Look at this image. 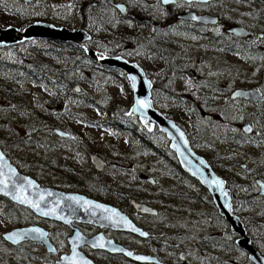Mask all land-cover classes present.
Here are the masks:
<instances>
[{
  "label": "rangeland",
  "instance_id": "obj_1",
  "mask_svg": "<svg viewBox=\"0 0 264 264\" xmlns=\"http://www.w3.org/2000/svg\"><path fill=\"white\" fill-rule=\"evenodd\" d=\"M123 1L129 3L130 7H135L142 2V0ZM143 3L152 6L154 17L149 15L146 16L147 18L152 17L156 22L162 21L163 13L155 8V1L150 3L143 0ZM82 4L80 0H35L30 4L21 0H0V26L4 28L14 26L22 29L31 22L45 21L56 26L74 29L81 28L84 21L90 27L87 31L91 38L87 43L97 51L98 55L104 52L105 46L101 43L103 39L113 38L116 34L120 35L122 42L118 44V47L126 51L125 57L130 60L139 58L140 65L146 70L153 83H156V87L152 90L154 106L163 114L169 113V117L185 131L190 142L196 143L195 148L202 149L208 160L212 159L218 164L217 169L220 174L230 171L231 176L240 181L245 176L264 175L262 161L264 159V107L243 100L232 103L229 99L228 91L234 87L233 82L241 86L255 85L263 80L252 75L249 62L244 57L238 53L223 54L218 60L227 59L230 69L226 67V70L222 72H210L208 68L210 64L207 65L199 56L202 54L206 58L211 54V50H201L199 47L204 39L200 41L194 36L184 35L177 30L166 31L168 40L164 43L154 41L155 48H160V51L165 50V57L163 54L155 53L146 57L143 54L144 49L135 50L134 48L133 38L139 26L132 19L120 20L114 13H110L105 22L100 18L98 10H90V8L81 10ZM104 25L111 31L110 34L104 33L107 30L103 27ZM47 45L44 41L23 40L0 47V60H12L22 55L39 57L47 64L58 66V58L51 55L52 50H45ZM57 48L59 50L60 45ZM60 51L72 59V62L63 63L60 66L68 72L67 75L73 84L80 86L81 95L69 94L66 97L61 91L44 89L42 85L32 81L11 84L22 99V106H16L0 93V147L22 173L32 176L42 185L65 191H79L73 185L64 184L81 182L82 180H79L77 176L79 173L85 174L83 176L88 179L90 175H93L90 180L93 184L89 187V195L115 206H119L117 193H120V189L117 188V183L136 186L137 192L148 197L150 203L158 204L161 212L154 218L135 216L130 212L131 217L151 233H163L166 237L160 238L159 242L169 245L170 249L167 248L169 251H173L176 247L179 251L180 246L187 248L191 253L188 264H197V241L189 235L198 232L194 220L195 214H192L191 219L185 220L184 216L189 212L181 211L180 205L190 204L192 208L194 204H197L195 206L203 205L211 210L210 206L193 199L184 201L179 197L159 194V190L140 178L142 175L157 176L164 190H167L170 184L168 175L162 169L166 166L163 165V159L159 154L154 151L136 153L132 150V145L137 143V140L130 134L104 128L95 123L107 118V110L111 106L121 107L127 115L130 113L133 98L128 80L125 77V81L121 77L123 74L118 71L108 72L105 67L96 65L90 59H84L83 62L75 64V58L80 56L76 50L66 48ZM138 52L140 54H137ZM162 57L170 60L167 62L166 77L161 76ZM171 65L182 67L185 72L171 71ZM67 66L74 69L67 70ZM88 70L95 73L97 77L95 82L87 79L86 71ZM0 82H7V80L0 78ZM166 86H170L174 96L167 94ZM59 99L63 100V109L55 113L51 112L50 108L55 107ZM33 113L45 114L57 127L71 132L75 137L87 140L91 147L106 159V168L102 172H96L74 143L58 137L52 129L39 136H29L27 118ZM128 116L130 119L136 118L132 114ZM244 116L252 120L257 137L249 139L242 133ZM227 119L231 120L227 121ZM225 122L231 126H227ZM156 131L157 129L154 130L152 138L157 141L159 138L163 139L164 136L157 134ZM243 165H246L248 169H244ZM255 166L259 169L257 173L249 171V168ZM59 184L63 185L59 186ZM186 184L192 187L186 191L188 194L202 193L205 198L204 187L197 186L188 179ZM180 192L183 191L180 189ZM164 200H170L173 204L159 206L164 203ZM259 200L264 203V199ZM252 212L255 213V210ZM249 215L246 211L243 216ZM30 222L51 231V240L58 249L57 254L46 252L44 246L38 242L29 241L14 246L2 238L3 232L23 224H30ZM217 226L216 232H226L225 225L220 221ZM82 230L85 231V229ZM69 231L61 223L42 219L27 208L16 206L7 198L0 196V264H57L56 259L59 258V254L68 252L67 243L63 238ZM121 237L127 243L136 244L135 237L131 235H121ZM254 239L256 241V238ZM256 242L264 252V244ZM86 254L101 264L106 263L104 259L107 258L101 252ZM108 260L111 264H125L115 257H109ZM236 262L246 263L241 257H237Z\"/></svg>",
  "mask_w": 264,
  "mask_h": 264
},
{
  "label": "flooded vegetation",
  "instance_id": "obj_2",
  "mask_svg": "<svg viewBox=\"0 0 264 264\" xmlns=\"http://www.w3.org/2000/svg\"><path fill=\"white\" fill-rule=\"evenodd\" d=\"M34 1L32 2L23 1V2L30 4V3H33ZM114 1L124 3L128 9V15H124L117 7H115L109 2L104 3L102 2V0H80V2L83 3L80 9L86 10L90 8V10H98L99 15H101L100 18L102 19V21H105V22H107L106 17L110 13H114V15H116L117 18L120 20L121 19H132V21H134L135 24L139 26V30L136 32L133 38V45L135 46L134 48L135 50L137 49L139 50L140 48L144 49L145 53L143 54L146 55V57H148V55H150L151 53L152 54L155 53L157 55L163 54V56L165 57V50L160 51V48H155L154 41L155 42L158 41L162 43L167 41L168 36H167L166 31H170V30H177L184 35L194 36L196 39L200 41L201 40L203 41L204 39V42L200 44L199 47L201 50H207V51L211 50V54L206 58H204L202 54H200L199 56L201 60L205 62L207 65L210 64V66H208V68L210 69V72H222L226 70V67L230 69V66L227 65L228 60L221 59L219 61L218 60L219 56L223 54H228V53L240 54L242 57H244L249 62L250 72H252V75H256L258 78H262L263 80L260 81L259 83H256L255 85H241V86L237 84L235 85V83L233 82L234 87H232V89H229L228 91L230 93L229 94V99L231 100L230 102L235 103V101L243 100L250 104H255L259 107H264V0H191V1L176 0L175 2L170 3L168 5L162 4L160 0H147L150 3L155 1L156 2L154 5L155 8H158L159 11L163 13L162 15L163 18L161 19L162 21H159V22H156L152 17L150 18L146 17L149 15H152L154 17V15L152 12L153 10H151L152 6L146 3L144 4L143 0L142 2L138 3V5L135 7H130L129 3L123 0H114ZM189 12H193L198 16L208 15L210 17L208 18L210 21L215 17L217 18V22L204 24L194 19H187L186 17H181V18L178 17V15H184ZM103 27L105 28V25ZM234 27H240L246 33L237 35L231 31V29ZM74 29H84L88 33V36H89L86 41L87 42L90 41L91 36L89 32L87 31L90 29V27L87 25L86 22L84 21L82 22L81 28H74ZM105 29H107V27ZM107 30L104 31V33L110 34L111 31H109V29ZM31 41H44L46 42V44L49 45V46L47 45V48L45 50L48 51L50 49L54 52L58 50L57 48L58 45L62 44L56 41H48V40H43V39H34ZM121 42H122L121 36L118 34L114 35L113 38L106 37L105 39H103V42L101 41V43H103L105 47H104L103 54L99 56H121L125 58L126 60H128L129 62H134L138 64L144 70L146 76L149 78V75L146 72V70L140 65L139 58H136V60H130L127 57H125L124 54L126 51H123L118 47V44ZM107 44H110V45H107ZM137 54H140V52H138ZM164 57H162V63H163V67L161 68L162 77H166L165 74H166V71L168 70V63H167L168 60ZM102 67H105L108 72L117 70L119 73L125 75L119 69L108 67L106 65H102ZM89 71L91 70L86 71V76ZM154 87H156V83H153L152 81L151 100H152V90ZM238 88H255L260 91V94L263 98L260 100L232 98L231 97L232 91ZM80 90L79 92H76V94H80L81 93ZM52 108L53 107L50 108V111L53 113L61 111L63 109V107L61 110H52ZM229 120L231 119H227V121ZM242 122H243L242 123L243 125L241 126V130H242V127L245 126L246 124H249L251 126V131L249 133H246L243 130H242V133L246 137H249V139H253L257 137V133L254 129V124L252 123V120L244 116V119ZM225 124L227 126H231V124L227 122H225ZM57 128H61V127H57ZM69 133H70L69 136L61 137V138L70 140V142L74 143L82 151L83 155H85V157L90 162L88 154L85 151H83L79 141L82 139L91 147L89 142L81 137L73 136L71 132ZM94 151L98 153L101 157H103L98 151L96 150ZM196 152L202 155L211 165L214 172L218 174L225 181V188L228 189L230 192V199H231V205H232L231 213L239 217V219L243 223L246 234L250 239L249 241L250 244L264 258V252L262 251L261 246H259L258 243L256 242V241H259L264 244V203H262V201L259 200V199H264V195L261 194V187L258 184V180L264 182V175L253 174L254 175L253 177L251 175H250L251 177L245 176V178L242 181H240L236 179L235 177L231 176L230 171L229 172L225 171L222 174H220L217 169L218 164L212 159L208 160L207 157L204 155L202 149H200V152H198L197 150ZM159 155L163 159V162H162L163 165L166 166V167L163 166L162 169H164L166 175H168L169 180H170V184L168 185L167 190H164L162 188L161 186L162 184L158 180L159 178L157 176H151L153 178L152 182H149L148 180H146L144 178L145 175H142L140 178L142 180L147 181L155 189L159 190V194L163 193L165 196L179 197L181 200H184V201L193 199L201 203L205 202V205L206 206L208 205L211 208V210L206 209V207H204L203 205L201 207H197L195 206L197 204H194V207L192 208L190 204L180 205L182 206L181 211H186V213L189 212L185 214L184 216L185 220L191 219L192 214H195L194 220L198 227V232H195V234L190 233L189 235H192V237L195 238V240L197 241V244H196L197 253H198L196 255L197 264H240L239 262H236L237 257H241L242 259L245 260L246 263H243V264H254L253 261L249 257L250 253L243 250L241 247L237 245L236 240L239 238V236L231 229L230 225L228 224L224 216H222L219 213L209 192L206 190V194L204 195L205 198L202 196L203 195L202 193L198 194L194 192L193 194H188L186 191L189 190L188 188H192V187L191 185L187 186L186 184L187 179L194 182L197 186L198 185L202 186V185L196 180L191 179V177L188 176L183 171L182 167H180V169L176 167L172 168L171 165L174 163H171L172 161L168 157L161 155V154ZM262 161L264 162V159H262ZM106 166H107V161H106ZM92 167L96 172H98L94 168L93 165ZM243 167L244 169L247 168L246 165H243ZM256 167L257 166L253 168H249V171H253L254 173H257L259 169H257ZM261 168L262 167H260V169ZM178 172H181V174H178ZM83 175L85 174H80V173L77 174L78 179L81 180V177H82L83 178L82 181L87 182L89 179L85 178ZM81 182L74 183V184H72V182H69V183H65L64 185L70 184V185H73L74 187H77L78 190H80L79 188H81L80 187ZM62 185L63 184H59V186H62ZM180 189L183 192H180ZM76 192H80V191H76ZM80 193L86 194L84 192H80ZM86 195L95 198L92 195H89V194H86ZM118 197H119V203H118L119 206L117 205L116 206L121 211L126 213L135 223L136 221L131 217L130 212H132V214L135 216L152 217V218L158 217L161 212V209L158 208L157 206L158 204L153 203V202L150 203L149 200L142 201L140 199H136L133 197L129 199L126 205H121L120 202L123 199V195L120 194ZM132 199H135L137 201L146 202L150 206L154 207L157 210L156 215H147L141 212H136L131 203ZM10 202L16 206H20L11 200ZM172 204H173L172 201L164 200V203H162V205L159 204V206H166V205H172ZM254 210H255V213L252 212ZM246 211L250 215L245 217L243 215H245ZM218 221H220L223 225H225L226 227L225 233L222 231L216 232L217 231L216 228L218 227L217 226ZM30 224H33V223L30 222ZM136 224L142 227L138 223ZM25 225H29V224H23L21 226H25ZM252 225H253V228H251ZM64 226H66L67 229L70 230L69 233H67V235L64 236L63 238L65 240V243H67L68 252H69L68 237L73 231L72 228L77 227L82 231V233H84L86 236H89V237L95 235L98 232H102L106 237L113 238L117 243L133 249L135 253L154 255L165 264H188L189 263L188 261H189V256L191 253L189 252L187 248H185L184 246H180L179 251H177V247L173 251L171 250L169 251L168 250L170 249L169 245H166V243L161 244L159 242L160 238L166 237L163 233L161 234L151 233L149 230H147L144 227H143L144 229H146L147 231L151 233V236L145 239L140 238L130 233H126L122 231H115L110 228H100V227H96L90 224H81V223L73 222L72 226H68V225H64ZM81 228L85 229V231H83ZM51 234L52 233L50 231V239H51ZM121 235H124V236L131 235L135 237L136 244L133 245L132 243L125 242L123 238L121 237ZM254 238H256V241ZM81 250L85 254L95 253L97 251L101 252L107 258V259H104L106 260L105 264H111L108 260L109 257L119 258L125 264H141L138 262L131 261L130 259H128L122 254H110L109 252L104 251V250H94L90 248L89 246H83L81 247ZM57 252H58V249H57ZM163 252H165V254H163ZM238 252L241 256L239 254H236ZM142 264H157V263H142Z\"/></svg>",
  "mask_w": 264,
  "mask_h": 264
},
{
  "label": "water",
  "instance_id": "obj_3",
  "mask_svg": "<svg viewBox=\"0 0 264 264\" xmlns=\"http://www.w3.org/2000/svg\"><path fill=\"white\" fill-rule=\"evenodd\" d=\"M23 1L32 2L34 0ZM160 1L162 4L168 5L176 0ZM102 2H109L124 15H128V9L124 3L114 0H102ZM178 17L194 19L204 24L217 22L215 17L210 21L208 15L198 16L193 12L178 15ZM231 31L237 35L246 33L240 27H234ZM88 37V33L84 29H70L66 26H55L44 21H34L23 29H18L14 26L5 28L0 26V47L34 39L59 43L72 42L84 48L86 54L96 65H106L121 70L126 75L132 91L133 103L130 113L137 116L149 130L152 129L153 125L157 126L169 142V147L175 153L183 171L206 188L219 213L224 216L231 229L239 236L236 240L237 245L250 253L249 257L254 264H264V258L250 244V239L246 234L243 223L238 216L231 213L230 192L225 188V181L214 172L208 161L196 152L185 131L173 119L165 116L160 110L155 108L151 100L152 81L146 76L144 70L138 64L129 62L121 56H99L95 49L87 43ZM96 78L93 71L87 73V79L91 82H95ZM79 90L80 86L76 85L74 91L79 92ZM231 97L252 100L263 98L260 91L255 88L235 89L232 91ZM62 107L63 101L60 99L52 110H61ZM242 130L249 133L251 126L246 124L242 127ZM53 132L60 137L70 135L68 131L57 127L53 129ZM79 143L83 151L88 154L94 168L98 172L103 171L106 167L105 159L96 153L84 140L81 139ZM0 172L3 173V176H0V180L7 181V187L0 184V189H2L0 190V196L29 209L42 219H48L68 226H72L73 222L90 224L100 228H110L115 231L130 233L143 239L151 236L149 231L138 226L115 205L80 192L65 191L40 184L32 176L22 173L1 148ZM144 178L149 182L153 181L151 176H145ZM216 181L222 183L218 184ZM258 184L261 187V194L264 195V182L258 180ZM131 203L136 212L147 215H156L157 213V210L146 202L132 199ZM36 204H39V208L33 206ZM97 205L100 207H97ZM44 213L48 214L45 215ZM72 230L68 237L69 252L59 254V258L56 259L57 264H101L86 255L81 250L83 246H89L94 250H104L110 254H122L131 261L141 264H165L154 255L135 253L133 249L117 243L113 238L106 237L102 232L89 237L77 227H73ZM2 238L14 246L23 242H38L44 246L46 252L57 254V248L50 239V231L38 224L14 227L3 232Z\"/></svg>",
  "mask_w": 264,
  "mask_h": 264
},
{
  "label": "trees",
  "instance_id": "obj_4",
  "mask_svg": "<svg viewBox=\"0 0 264 264\" xmlns=\"http://www.w3.org/2000/svg\"><path fill=\"white\" fill-rule=\"evenodd\" d=\"M7 24H10L6 21ZM60 49H68L76 50V52L80 53V56L75 58L74 62L80 63L83 62L84 59L89 60V56L86 54V51L81 46L66 42L60 44ZM50 51L53 52L51 55H55L58 58V66L53 64L45 63L41 58L37 57H26L20 55L12 60H0V78L6 79L7 82H0V93L4 96L8 101L13 102L16 106H22V99L15 92L13 86L11 84H15L17 82H25L32 81L36 84L42 85L44 89H51L53 91H61L67 97L69 94H76L74 92V88L76 85L73 84V81L67 75V71L64 70L60 65L63 63H70L72 59L69 56H66L61 51ZM91 60V59H90ZM170 60H168L169 62ZM74 64V65H75ZM74 69L67 66V70ZM179 71L180 73H184V69L182 67L172 66L171 71ZM117 71V70H116ZM121 77L126 81L125 75H121ZM85 78V77H84ZM165 91L174 96L172 93L170 86L165 87ZM81 95V94H78ZM177 96V95H175ZM107 118L101 121L95 122L101 127L117 130L118 132H125L130 134L134 139L137 140V143L132 145V150L136 153H145V152H156L157 154L164 155L168 157L174 163L171 167H176L180 169V164L176 158L175 153L170 149L169 142L165 138V136L159 131L156 125L153 126L152 129H148L142 121L135 116V119H130L127 113H125L121 107L111 106L110 109L107 110ZM166 116L169 117V113H165ZM49 117V116H48ZM45 114L33 113L29 114L27 118V127L29 131V136H39V134L46 133L57 127L56 125L48 119ZM226 117V115H224ZM157 129V134L163 135V139L152 138L154 130ZM33 139V138H31ZM35 141L36 140H30ZM192 146L195 148V142L192 141ZM2 146V145H1ZM198 152H200L199 148H195ZM184 173V172H183ZM181 174V172H178ZM185 174V173H184ZM183 175V174H182ZM93 175H90V179L85 182H81V188L79 191H82L86 194L90 192V186ZM188 177V176H187ZM81 180L83 178L81 177ZM68 183V182H66ZM188 185V184H187ZM133 187V188H131ZM117 188L120 189V193L123 195V199L120 202L121 205H126L130 198L140 199L142 201H148L149 198L137 192L136 186H130L127 184L117 183ZM123 189V190H122ZM123 203V204H122Z\"/></svg>",
  "mask_w": 264,
  "mask_h": 264
},
{
  "label": "snow or ice",
  "instance_id": "obj_5",
  "mask_svg": "<svg viewBox=\"0 0 264 264\" xmlns=\"http://www.w3.org/2000/svg\"><path fill=\"white\" fill-rule=\"evenodd\" d=\"M165 2H166V0H165ZM134 79V78H133ZM140 103H143V102H140ZM0 176H3V173L2 172H0ZM29 183H31V182H29ZM216 183H218V184H220V183H222V182H220V181H216ZM0 184H3L5 187H7V181H5V180H0ZM0 190H2V189H0ZM34 207H37V208H39V204H36V205H33ZM97 207H100L99 205H97ZM114 211V210H113ZM45 215H47L48 213H44ZM143 234V233H142ZM130 254V253H129Z\"/></svg>",
  "mask_w": 264,
  "mask_h": 264
},
{
  "label": "bare ground",
  "instance_id": "obj_6",
  "mask_svg": "<svg viewBox=\"0 0 264 264\" xmlns=\"http://www.w3.org/2000/svg\"><path fill=\"white\" fill-rule=\"evenodd\" d=\"M72 43V42H71Z\"/></svg>",
  "mask_w": 264,
  "mask_h": 264
}]
</instances>
